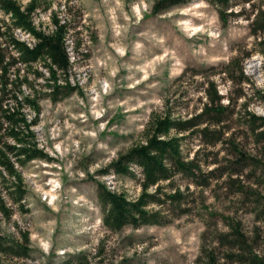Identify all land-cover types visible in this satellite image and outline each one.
Here are the masks:
<instances>
[{"label":"rangeland","instance_id":"374dc122","mask_svg":"<svg viewBox=\"0 0 264 264\" xmlns=\"http://www.w3.org/2000/svg\"><path fill=\"white\" fill-rule=\"evenodd\" d=\"M15 1L24 8L31 0ZM35 2L38 29L48 32L52 16L69 26L66 78L76 92L52 102L42 80L23 89L39 104L37 117L24 112L36 118L31 129L45 159L17 167L21 204L0 181V243L18 246L15 255L0 252V264H246L249 253L264 260V140L250 130L264 119V32L253 33L264 0H230L221 7L225 22L208 0L157 15L156 0ZM0 21L9 19L0 12ZM211 87L224 112L218 125L184 135V155L199 171L173 179L180 210L164 205L163 225L108 230L96 184L130 200L141 192L137 168L131 179L104 173L109 164L143 140L152 113L200 116Z\"/></svg>","mask_w":264,"mask_h":264},{"label":"trees","instance_id":"16d2710c","mask_svg":"<svg viewBox=\"0 0 264 264\" xmlns=\"http://www.w3.org/2000/svg\"><path fill=\"white\" fill-rule=\"evenodd\" d=\"M208 1L217 7L220 19L225 22L221 7H228L230 0ZM187 2L156 0L152 13L157 15ZM37 8L35 0H31L24 8L15 0H0V12L9 19L8 23L0 21V181L9 183L7 196L14 204H21L26 193L17 167L45 159L31 129L36 118L29 120L24 112L29 109L37 117L40 113L39 104L30 94L25 95L23 89L29 90L33 83L42 80L43 88L48 91L46 97L52 102L76 92L66 78L71 68L67 46L69 26L52 16L48 32L38 29L32 19ZM258 23L261 26L256 27L254 34L264 32V5L256 9L253 24ZM16 31L28 35L33 42L27 43L17 38ZM210 89L206 90L208 103L200 116L176 119L168 112L152 113L143 131V140L120 152L109 164L104 173L131 179H136L134 168H137L141 175L138 180L141 192L136 199L130 200L122 193L109 190L103 183L96 184L102 221L108 230L120 231L127 226L139 228L163 225L170 221L163 210L164 205L180 210L183 193L179 188H173V179L177 175L192 179L196 171H199L197 162L194 159L188 160L184 155V135L199 125H211L212 121L216 123L213 125H218L217 118L224 112L216 90L212 87ZM199 118L203 120L197 122ZM257 129L262 130L256 133ZM207 130H201L202 134ZM250 130L260 140H264V119H260L258 124L250 123ZM163 183L170 184L162 186ZM0 207L1 211H5L2 204ZM235 242L240 243L239 235ZM17 247L0 243V252L15 255ZM242 261H246V264H264V260L250 253ZM62 264L74 262L71 260L70 263Z\"/></svg>","mask_w":264,"mask_h":264}]
</instances>
